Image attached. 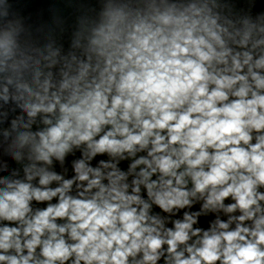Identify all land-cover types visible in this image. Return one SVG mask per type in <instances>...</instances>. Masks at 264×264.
Segmentation results:
<instances>
[{
	"label": "clouds",
	"instance_id": "1",
	"mask_svg": "<svg viewBox=\"0 0 264 264\" xmlns=\"http://www.w3.org/2000/svg\"><path fill=\"white\" fill-rule=\"evenodd\" d=\"M33 2L0 0V264H264V0Z\"/></svg>",
	"mask_w": 264,
	"mask_h": 264
}]
</instances>
